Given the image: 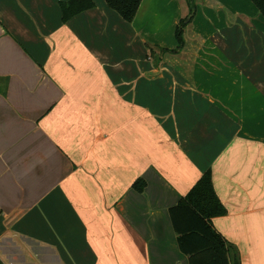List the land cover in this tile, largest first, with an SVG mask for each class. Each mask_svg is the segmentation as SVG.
Masks as SVG:
<instances>
[{"label": "crops", "instance_id": "crops-1", "mask_svg": "<svg viewBox=\"0 0 264 264\" xmlns=\"http://www.w3.org/2000/svg\"><path fill=\"white\" fill-rule=\"evenodd\" d=\"M61 1L0 0V263L189 264L170 208L210 169L227 209L214 228L242 264H264V78L251 77L244 56L230 60L224 34L264 17L248 1L250 12L210 8L206 50L222 47L227 60L217 61L225 73L204 75L194 58L200 10L183 50L166 56L176 39L168 47L150 35L176 0H143L133 22L94 0L66 23ZM142 43L146 56H131ZM256 51L263 63V39L249 47L254 60ZM151 72L184 83L172 86L186 110L172 113L176 122L149 106L161 94L144 89Z\"/></svg>", "mask_w": 264, "mask_h": 264}, {"label": "trees", "instance_id": "trees-1", "mask_svg": "<svg viewBox=\"0 0 264 264\" xmlns=\"http://www.w3.org/2000/svg\"><path fill=\"white\" fill-rule=\"evenodd\" d=\"M105 1L128 22L135 20L143 2V0ZM186 2L188 12L180 18L175 27L177 46L172 49L162 47L163 53L178 54L185 47V29L198 13V0H186ZM252 2L264 17V0H252ZM95 6L94 0L61 1L62 20L66 23ZM150 53H153V49H150ZM143 185L140 181L135 183V187L140 190L144 188ZM226 213L227 209L214 188L210 169L177 205L170 208L171 219L178 234L179 247L189 256V264H242L237 246L217 231L212 223L214 217Z\"/></svg>", "mask_w": 264, "mask_h": 264}, {"label": "rangeland", "instance_id": "rangeland-1", "mask_svg": "<svg viewBox=\"0 0 264 264\" xmlns=\"http://www.w3.org/2000/svg\"><path fill=\"white\" fill-rule=\"evenodd\" d=\"M201 1L203 0H198V10H200L201 14L200 17L198 18V20L196 21V23L194 24V28H198L199 31L201 32L202 36H197L196 39L198 42H201L202 45H204V49L201 51V54L199 56L195 55L194 58L195 60H197V63L199 65H205L203 67V71L200 69L199 67V71H202V73L204 75H208V74H215V75H220L225 73V63L221 62L222 64H219V60H227V54L224 50H221L222 47H220L219 49H215V50H206V48L208 47L209 44V39L208 36L206 35V31L205 28L207 27L208 24H212L211 23V17H209V12L208 10H210V8H212L213 10H217V9H222L224 11H227L230 8L234 9V5L235 6H239V7H245L248 11L249 4L253 5V7L258 11V13L262 16L261 12L258 10V8L255 6V4L252 2V0H227L225 1L224 6L220 5L221 0H206V2H210L212 3L214 6L213 7H207L208 4H206L205 1H203L204 3H202ZM248 1V3L246 2ZM219 4V5H218ZM172 7L168 8L167 4H163V7L160 8V18L162 20L163 17H165L164 19V29L159 32L158 31L156 33L151 32V39L152 40H156L158 42H160L161 44H163V46H173L175 43V37H174V29L172 27V20L174 15L176 14H181L182 16L185 14L186 11H188V6H187V2L186 0H176L174 5L173 3L171 4ZM221 6V7H220ZM250 12V11H248ZM226 14V12H225ZM180 15V16H181ZM221 15V14H220ZM219 15V16H220ZM253 16V15H251ZM264 19V18H263ZM160 20V21H161ZM216 20V19H215ZM220 20V19H219ZM218 21V20H217ZM254 27L247 25V28H241V32H239V37H235L234 35H230L227 33H224L228 36L229 42H230V47L231 49L228 51V54L230 55V60L232 62H236L238 61V59L240 60V58H242L244 56L245 60H246V66L248 68V72L249 74H251V77L254 80H258L259 77H263L264 78V73L263 70L264 68V60L263 63L260 62L259 60H257L259 57L260 58V51H256V60H254L255 56L250 54L249 52V47H253L254 45L258 44L259 42H261V39L264 40V35H262V32L264 31V26L262 24L258 23L255 24L254 23ZM214 27L216 26V21H214ZM251 27H253V29H251ZM254 30V31H253ZM260 31V32H259ZM185 39L189 40L190 37L192 36V33L190 31V28H188L185 31ZM220 36H223L220 34ZM204 37V38H203ZM215 39V38H213ZM215 41L217 42V39H215ZM187 42V41H186ZM239 47V48H238ZM149 51L148 47L146 45V43H142V44H135L132 46V48L130 50H128V52H130L131 56L134 57H140V58H144L146 56V52ZM155 55L153 53V56L160 58L161 60H165L167 53H165V55H160L158 54V49H155ZM161 52V51H160ZM190 52L192 53H197V51L191 50ZM160 56V57H159ZM190 60L191 58L189 57V55L187 56ZM240 57V58H238ZM183 58H186V56H183ZM195 60L193 61V63H195ZM213 61L215 67H208L206 64V61ZM231 65V64H229ZM260 69H262V72H260ZM254 83V81H247V90L250 89L252 90V84ZM131 84V83H128ZM178 85H184V83H180L177 81H166L165 79H162V77L160 76V73H152L151 72V80L150 83L148 85V87H144V89H156V91L160 92L161 94L155 93L154 96L155 97H150L149 100V106L151 107H158V109L156 111H160L159 109L163 108V114L166 113V115H161L160 120H165L168 119V122H176L178 120V118L175 120L172 116L173 112H180V111H186L184 108H180L178 105L175 104V96H174V90L172 86H176L175 89H177ZM233 85V83L231 82V86ZM251 85V87H250ZM166 90V91H159V90ZM169 89H172L171 92H168ZM151 91V90H150ZM164 92V93H163ZM190 96V95H189ZM168 113V115H167ZM150 115L152 116L153 113L152 111L150 112ZM184 115V114H181ZM154 116V115H153ZM156 118V122H160L159 117H155ZM152 122V119L151 121ZM161 123V122H160Z\"/></svg>", "mask_w": 264, "mask_h": 264}, {"label": "built area", "instance_id": "built-area-1", "mask_svg": "<svg viewBox=\"0 0 264 264\" xmlns=\"http://www.w3.org/2000/svg\"><path fill=\"white\" fill-rule=\"evenodd\" d=\"M0 212H1V210H0Z\"/></svg>", "mask_w": 264, "mask_h": 264}]
</instances>
